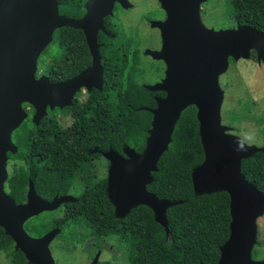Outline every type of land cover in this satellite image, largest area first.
<instances>
[{"label":"water","instance_id":"water-1","mask_svg":"<svg viewBox=\"0 0 264 264\" xmlns=\"http://www.w3.org/2000/svg\"><path fill=\"white\" fill-rule=\"evenodd\" d=\"M204 1L159 0L166 17L150 20V25L159 29L162 44L159 49L146 48L144 53L166 63L165 77L145 87L163 90L166 96H157L155 107H141L153 115L141 152L125 145V155L116 150L106 153L110 161L106 192L117 217H125L138 205H147L168 232L167 209L180 201L159 198L147 185L154 180L153 172L168 149L181 113L194 105L204 150V160L191 172L194 191L198 195L226 191L230 196V234L220 246L216 264H264V260L252 257L258 242V219L264 215V192L241 170L242 160L263 151L264 146L246 143L223 123L224 90L219 81L230 58H249L251 50L264 64V31L246 24L209 28L200 17ZM116 3L124 9L133 6L130 0H87L85 13L70 17L60 12L58 0H0V226L31 264H56L50 244L61 229L56 227L33 237L26 231L25 222L77 198L56 195L49 200L36 191L32 180L25 202L17 203L7 193L8 152L18 150L13 133L28 116L25 103L34 107L32 120L39 124L48 106L70 104L80 86L101 88L98 33L106 32L104 18L114 14ZM63 26L84 32L92 65L61 82H53L44 74L37 77L39 56L53 41L54 31ZM95 76L97 82L91 81ZM100 254L98 250L90 264H98Z\"/></svg>","mask_w":264,"mask_h":264},{"label":"trees","instance_id":"trees-1","mask_svg":"<svg viewBox=\"0 0 264 264\" xmlns=\"http://www.w3.org/2000/svg\"><path fill=\"white\" fill-rule=\"evenodd\" d=\"M86 1L58 0L60 12L70 17H81L85 13ZM227 7L230 10L229 20L232 26L246 24L264 31V0H227ZM121 9L120 4L116 3L114 14L104 18V26L109 33L99 31L98 42L99 53L109 64L106 69L108 78L111 77L115 82L122 75L124 83L120 80L122 87L112 94V108L102 109L97 106L93 116L98 124L96 132L113 134L114 149L121 151L122 146L129 145L141 152L145 147L153 117L149 110L141 107H154L156 100L153 94L164 93L151 91L139 82L144 71L141 68L144 55L142 40L134 36L132 31H126L121 22L116 20ZM145 18L148 20L153 16L148 13ZM63 53L69 56L70 63L64 77L75 75L90 64L91 53L81 29L70 26L57 28L53 33V41L39 56V68L51 80L64 78L57 65L58 56ZM252 57H256L255 51H252ZM47 59L50 60V65L42 69L40 66ZM229 61L234 59L230 58ZM153 68L155 72H159L156 65ZM27 106L30 105L25 103L24 107ZM32 112L33 108L28 110L27 118L13 133L17 152H8V164L12 168L5 190L17 203L26 201L30 180L33 181L36 191L50 200L57 193L66 192L60 186L69 177L62 172L48 171L39 137L34 140V146L30 145V135L44 134L50 123L44 118L40 124H35L31 119ZM196 113L197 108L194 105L181 113L168 149L157 163L158 170L153 172L154 180L147 185V189L159 198L180 201L167 209L168 232L155 220L153 210L147 205H138L125 217H117L108 198L104 179V186L96 189V203L70 202L62 206L59 216L53 214L55 210L33 216L24 224L28 234L40 237L58 227L61 232L56 238L62 237L65 242L59 247L69 253L76 248L74 243H69L72 240L76 242L91 237L96 239L117 236L120 242L130 246L128 264H216L220 258V246L230 234V196L226 191L202 195L194 191L191 172L204 160ZM230 116L232 121L228 125L236 132L239 131L240 128L234 122L242 120V116ZM245 118L253 120L249 115ZM54 127H58L56 132H66L60 125ZM32 148L34 155L30 154ZM241 170L247 180L264 192V150L243 159ZM77 223L88 230L80 234L68 230L70 224ZM257 239L258 242L252 250L254 259L258 254L257 246L264 244V239L259 236ZM89 247L91 257L100 249L93 248V245ZM1 251L8 257L4 264H31L22 251L15 249L14 240L0 226ZM99 264L109 263L100 261Z\"/></svg>","mask_w":264,"mask_h":264},{"label":"rangeland","instance_id":"rangeland-1","mask_svg":"<svg viewBox=\"0 0 264 264\" xmlns=\"http://www.w3.org/2000/svg\"><path fill=\"white\" fill-rule=\"evenodd\" d=\"M133 6L128 9L122 8L118 12V19L126 31H132V34L142 40V47L156 49L160 42V31L156 27H152L150 22L145 18L142 21V15L150 14L153 16L151 20H155L162 16L159 7V0H130ZM161 6V5H160ZM226 9V11H225ZM230 10L227 7V0H205L200 7V17L202 22L209 28H229L233 27L229 20ZM138 23L141 26H138ZM223 26V27H221ZM140 27V33L137 34V28ZM139 36V37H138ZM54 47V46H53ZM143 50V53H144ZM240 58L230 61L229 67L225 73L220 75V85L224 90V99L222 104V121L229 124L232 120L230 115L240 117L242 120L234 122L240 128L232 132L239 135L246 143L257 146H264V64L254 58ZM256 53V52H255ZM143 63L145 66V76L147 79L156 78L155 68L158 65L150 55L144 53ZM152 63H154L152 65ZM46 67V63L42 66ZM43 75V71L37 69V77ZM60 111V110H57ZM246 115L253 117L252 121L245 118ZM11 164H8V171H11ZM62 213L61 208L55 210L53 214L59 216ZM68 230L76 233H84V228L79 223L70 224ZM264 239V215L258 220V235ZM62 237L55 238L50 244L52 255L56 264H89L92 259L90 255V247L86 243L93 242V248L102 250L99 262L107 261L109 264H128L127 255L130 246L125 242H120L117 236L98 237L94 241L85 239L86 241L74 240L76 248L73 252H68L59 247L65 242ZM257 256L255 259L264 260V244L257 246ZM96 254V253H95ZM0 261L2 264L8 261L5 252H0Z\"/></svg>","mask_w":264,"mask_h":264},{"label":"flooded vegetation","instance_id":"flooded-vegetation-1","mask_svg":"<svg viewBox=\"0 0 264 264\" xmlns=\"http://www.w3.org/2000/svg\"><path fill=\"white\" fill-rule=\"evenodd\" d=\"M159 7L162 11V16L158 17L157 19L163 20L166 17V13L161 8L160 4ZM141 19L142 21H144L145 15H142ZM150 20L151 19H149L148 21L150 22ZM138 26H141V24L138 23ZM139 30L140 27L137 28L138 35L140 33ZM106 33L109 32L106 31ZM161 44L162 40L160 38L159 45L156 47V49H159L161 47ZM68 59L69 56L64 53L58 56L57 65L60 69V74L62 77H64V73L70 64ZM92 60L93 57L91 55L90 64L81 71L91 66ZM49 61V59L46 60V67L50 65ZM155 61L158 62V65H156V67L158 68L159 72H155L156 78L149 79H147L148 76H145V66L144 63L141 62V68H143L144 71L143 75L139 79V82H141V84L144 86L146 84L159 83L165 77L166 63L163 60ZM100 63L103 68L101 88L92 85H82L73 94L70 104L63 107L56 106L54 108L48 106L47 114L40 120L41 122L44 118H46V121L50 122L45 129L46 132L42 135H30L31 146H34V140L37 137L41 139V147L43 150L42 156L47 162L48 171L62 172L69 175L65 184L60 186L63 190H66V192H63L61 194L57 193L56 195H71L77 198L75 202L81 201L85 204L96 203V189L104 186V179H106L105 188L107 187L110 161L107 158L106 153H108L110 150H116L112 145L113 134L96 132L98 124L97 120L93 116V113L95 112L94 109L97 106H100L102 109H111L113 106V103L111 101L112 94L120 87H122L120 80H123L122 83H124V78L122 75H119L118 81L116 80L115 82L111 80V77L108 78L106 69L109 68V64L104 61L101 55ZM81 71H79L77 74H79ZM43 74L49 77V75L45 73ZM77 74L69 77L65 76L64 78L58 80H50L53 82H61L68 80L76 76ZM91 81L97 82L96 76L92 78ZM158 91L163 92L164 94H153L155 100L157 96H166L165 91ZM32 108L33 112L31 114V119L33 117L35 109L32 105L27 106L28 110H31ZM57 125H60V127L66 132H56V130H58V127L54 126ZM78 127H80V129H77ZM123 148L124 146H122L121 151H116L125 155ZM34 153V148H32L30 154L34 155ZM37 155L39 154L37 153ZM87 191L89 192L86 193ZM83 196L85 198H82ZM68 203L70 202L63 203L59 208H62L63 205H66ZM83 228L85 232L88 230L85 227ZM90 239L91 241L95 240L93 237H91ZM86 244L91 246L93 245V242Z\"/></svg>","mask_w":264,"mask_h":264}]
</instances>
